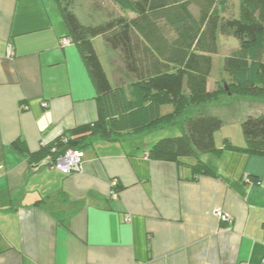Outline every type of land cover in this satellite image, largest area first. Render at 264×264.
Here are the masks:
<instances>
[{"label": "crops", "instance_id": "crops-1", "mask_svg": "<svg viewBox=\"0 0 264 264\" xmlns=\"http://www.w3.org/2000/svg\"><path fill=\"white\" fill-rule=\"evenodd\" d=\"M68 34L57 0H0V264H264V155L169 162L149 157L154 138H93L66 175L12 146L37 152L97 119L81 52L60 45ZM216 141L246 146L225 124ZM198 162L215 176L195 175Z\"/></svg>", "mask_w": 264, "mask_h": 264}, {"label": "trees", "instance_id": "trees-1", "mask_svg": "<svg viewBox=\"0 0 264 264\" xmlns=\"http://www.w3.org/2000/svg\"><path fill=\"white\" fill-rule=\"evenodd\" d=\"M114 1L124 13L86 25L72 7L57 0L68 38L78 46L97 87V119L72 128L37 152L20 137L12 146L32 165L42 166L47 156L56 159L72 147L71 139L83 150L93 138L121 141L178 126L182 134L157 140L149 149L150 158L180 162L224 149L264 155V114L242 121L246 146L237 148L229 141L223 147L217 144L216 134L225 121L202 112L226 94L264 101V0H240L238 13L229 16L225 13L231 0H206L198 17L190 9L194 0ZM219 33L236 38L239 47L225 56V76L210 91ZM99 36L122 56L127 83L112 84L93 43ZM166 104H173V111L163 114ZM193 172L215 176L202 162Z\"/></svg>", "mask_w": 264, "mask_h": 264}, {"label": "rangeland", "instance_id": "rangeland-1", "mask_svg": "<svg viewBox=\"0 0 264 264\" xmlns=\"http://www.w3.org/2000/svg\"><path fill=\"white\" fill-rule=\"evenodd\" d=\"M205 1L206 0H194L191 3L190 9L196 17L199 16ZM63 2L72 7L79 20L86 25L100 24L112 17L124 13L114 0H63ZM239 3L240 0H231L225 14L228 16L230 14H237ZM94 43L112 84L127 83L128 78L124 70L122 56L116 54V51L109 48L101 36L96 37ZM217 44L218 51L213 55L214 69L209 79L210 91H212L216 87L215 85H217L218 81L225 76V72L223 71L225 56L239 47V41L236 38L224 36L221 33L218 34ZM119 80H121V82H119ZM213 103L214 104L203 107L204 112L218 113L224 121L230 122L225 123V130H230L234 134H237L239 130L242 131L241 123L247 116L251 114L257 115L258 112H264V108L262 109L261 106L264 101H257V99L254 98H240L232 94H226L223 96V101ZM161 110L163 114L172 112L173 104L163 105ZM180 134H182V131L178 126H169L148 135H141L138 138H145L148 142L154 138L156 139L154 142H156L163 137L178 136Z\"/></svg>", "mask_w": 264, "mask_h": 264}, {"label": "built area", "instance_id": "built-area-1", "mask_svg": "<svg viewBox=\"0 0 264 264\" xmlns=\"http://www.w3.org/2000/svg\"><path fill=\"white\" fill-rule=\"evenodd\" d=\"M69 44H71V41L68 37L62 38L60 41L61 46H67ZM7 55L8 56L13 55L12 48L8 47ZM44 106H47V104L44 103ZM84 158H85L84 150L75 147H69L61 156H59L56 159L51 158L50 155L47 156L45 159H43L40 165L52 167L54 169L59 170L63 174L69 175L72 173L80 172L82 170ZM113 184L116 187V183L114 182ZM112 195L113 197H117L116 192H113ZM222 218L224 220L230 219L228 215H223ZM240 264H246V263H240Z\"/></svg>", "mask_w": 264, "mask_h": 264}, {"label": "water", "instance_id": "water-1", "mask_svg": "<svg viewBox=\"0 0 264 264\" xmlns=\"http://www.w3.org/2000/svg\"><path fill=\"white\" fill-rule=\"evenodd\" d=\"M78 144H79V142H78L77 140H75V139H71V140H70V145H71L72 147H76Z\"/></svg>", "mask_w": 264, "mask_h": 264}]
</instances>
